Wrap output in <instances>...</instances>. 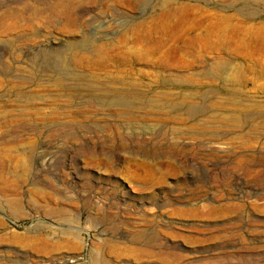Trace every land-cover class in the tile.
Masks as SVG:
<instances>
[{"label": "rangeland", "instance_id": "1", "mask_svg": "<svg viewBox=\"0 0 264 264\" xmlns=\"http://www.w3.org/2000/svg\"><path fill=\"white\" fill-rule=\"evenodd\" d=\"M75 4L0 23V264H264V0Z\"/></svg>", "mask_w": 264, "mask_h": 264}, {"label": "bare ground", "instance_id": "2", "mask_svg": "<svg viewBox=\"0 0 264 264\" xmlns=\"http://www.w3.org/2000/svg\"><path fill=\"white\" fill-rule=\"evenodd\" d=\"M75 2L76 0H39L36 4L34 2L7 3L0 7V23L19 27L21 23H24L26 14L36 16L43 12L52 17H72L76 9Z\"/></svg>", "mask_w": 264, "mask_h": 264}]
</instances>
